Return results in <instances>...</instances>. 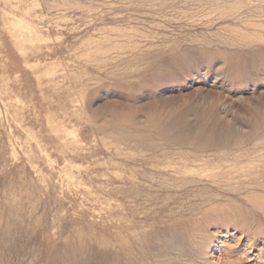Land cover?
Segmentation results:
<instances>
[{
  "label": "rangeland",
  "instance_id": "rangeland-1",
  "mask_svg": "<svg viewBox=\"0 0 264 264\" xmlns=\"http://www.w3.org/2000/svg\"><path fill=\"white\" fill-rule=\"evenodd\" d=\"M0 264H264V0H0Z\"/></svg>",
  "mask_w": 264,
  "mask_h": 264
},
{
  "label": "bare ground",
  "instance_id": "bare-ground-1",
  "mask_svg": "<svg viewBox=\"0 0 264 264\" xmlns=\"http://www.w3.org/2000/svg\"><path fill=\"white\" fill-rule=\"evenodd\" d=\"M161 256H163V255H161ZM162 258V257H161ZM65 259H66V257H65Z\"/></svg>",
  "mask_w": 264,
  "mask_h": 264
}]
</instances>
